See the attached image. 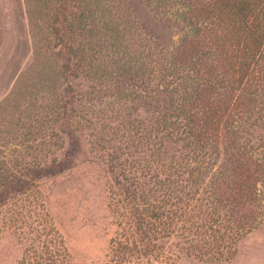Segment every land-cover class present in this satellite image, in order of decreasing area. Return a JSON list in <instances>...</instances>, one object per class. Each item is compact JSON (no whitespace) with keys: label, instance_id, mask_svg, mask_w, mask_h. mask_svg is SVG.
<instances>
[{"label":"rangeland","instance_id":"1","mask_svg":"<svg viewBox=\"0 0 264 264\" xmlns=\"http://www.w3.org/2000/svg\"><path fill=\"white\" fill-rule=\"evenodd\" d=\"M91 3L148 65L135 88L147 98L64 80L59 6L44 16L38 0H0V191L11 190L0 201V264H264V87L237 91L247 103L198 157L164 115L177 94L158 95L172 78L157 70L159 39L176 47L180 29L163 37L146 0ZM222 170L218 192L210 180Z\"/></svg>","mask_w":264,"mask_h":264},{"label":"trees","instance_id":"2","mask_svg":"<svg viewBox=\"0 0 264 264\" xmlns=\"http://www.w3.org/2000/svg\"><path fill=\"white\" fill-rule=\"evenodd\" d=\"M33 1L29 0V3ZM146 1L160 14L157 18L164 23L163 37H167L166 31L172 25L182 33L176 47L170 48L169 41L159 39L162 61H158L157 70L164 78H172L158 95L170 92L178 96L171 98L172 106L166 108L164 115L175 118L174 131L184 135V139L198 149V157L211 156L206 148H210V140L221 118L233 116L234 109L242 102L247 103L245 96L241 97V102L239 97L234 98L237 91L249 96L264 87L261 83L264 82V0ZM38 3L44 16L50 7L59 6L60 16H54L52 25L59 40L57 55L64 80L92 78L96 82L109 83L107 88L113 84L119 92H125L122 97L141 95L142 99L147 98L135 88L142 87L148 65L142 56L130 52V46L124 40L125 32L115 30L109 19L99 22L101 16L91 6V0H38ZM97 6L100 7L101 2ZM74 7L79 9L77 15L72 12ZM107 39H110L113 55L106 52ZM109 60L111 65L107 63ZM143 82V88H148L149 80ZM53 84L51 81L50 88ZM65 103L69 104V101ZM41 169L50 172L44 167ZM225 175L222 170L211 177L210 186L219 192L218 185L225 183ZM0 180L4 182V176L1 175ZM127 180L132 181L134 187L128 188L129 197H137V184L132 178ZM10 191H0V201ZM143 199L147 202L145 197ZM170 214L168 219L172 225L176 214Z\"/></svg>","mask_w":264,"mask_h":264}]
</instances>
